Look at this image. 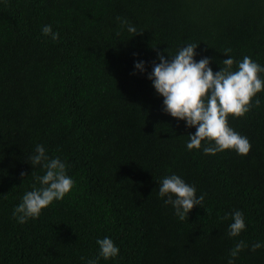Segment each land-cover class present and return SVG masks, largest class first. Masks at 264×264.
Instances as JSON below:
<instances>
[{
    "label": "trees",
    "instance_id": "trees-1",
    "mask_svg": "<svg viewBox=\"0 0 264 264\" xmlns=\"http://www.w3.org/2000/svg\"><path fill=\"white\" fill-rule=\"evenodd\" d=\"M188 43L214 72L227 48L264 66V0H0V264H87L105 237L119 255L98 264H228L241 240L234 264H264V247L251 251L264 244V87L259 107L228 118L251 143L246 157L189 151L195 128L163 112L147 78L157 52ZM36 145L75 187L20 224L13 210L40 186L32 172L44 174L28 159ZM172 174L205 195L184 221L158 195ZM235 210L246 229L231 238L223 218Z\"/></svg>",
    "mask_w": 264,
    "mask_h": 264
},
{
    "label": "clouds",
    "instance_id": "clouds-1",
    "mask_svg": "<svg viewBox=\"0 0 264 264\" xmlns=\"http://www.w3.org/2000/svg\"><path fill=\"white\" fill-rule=\"evenodd\" d=\"M121 27H126L133 37L137 29L124 18L117 17ZM42 34L53 41L58 40L59 33L53 32L51 25L42 27ZM119 35V33H117ZM199 45L188 43L171 55L168 49L157 52V61L152 62V71L147 78L152 82L155 92L163 98V112L177 121H184L186 127L195 128V134H189L186 147L189 151L202 150L204 155L214 156L226 150H234L238 155L246 157L250 153L251 143L228 124V118H242L252 107L260 106L257 94L264 87V66L244 56L242 61H236L232 49L227 48L220 70L214 72L210 67L212 60L202 57L195 59ZM155 49V48H153ZM235 66V67H234ZM137 72L146 71L144 61L134 64ZM135 74V73H133ZM32 168L40 167L44 174L33 175L39 183L32 190L25 192L13 210V217L20 224L38 219L42 211L53 202L62 201L75 187V181L67 175L66 163L59 157L50 158L43 145H36L35 151L28 157ZM21 173V177H25ZM158 195L165 205H171L179 220L188 219L194 207H202L205 195L197 196L194 185L186 183L180 176L172 174L162 178ZM231 219L228 236L236 238L246 229L244 215L235 210L223 219ZM99 254L97 259H90L87 264H98V259H114L119 255V248L111 238L97 240ZM248 245L243 240L237 242L230 251L228 264H234V259ZM264 247L259 242L251 245V251ZM83 259V258H82Z\"/></svg>",
    "mask_w": 264,
    "mask_h": 264
}]
</instances>
